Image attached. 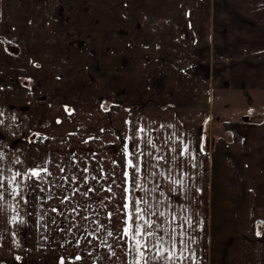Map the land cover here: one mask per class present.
Returning a JSON list of instances; mask_svg holds the SVG:
<instances>
[{
	"label": "crops",
	"instance_id": "1",
	"mask_svg": "<svg viewBox=\"0 0 264 264\" xmlns=\"http://www.w3.org/2000/svg\"><path fill=\"white\" fill-rule=\"evenodd\" d=\"M250 1L0 0V264H135L126 197L157 213L167 264H264Z\"/></svg>",
	"mask_w": 264,
	"mask_h": 264
},
{
	"label": "snow or ice",
	"instance_id": "2",
	"mask_svg": "<svg viewBox=\"0 0 264 264\" xmlns=\"http://www.w3.org/2000/svg\"><path fill=\"white\" fill-rule=\"evenodd\" d=\"M140 131H143L141 129ZM147 143L151 144L152 141L148 140ZM155 146V145H153ZM142 154V153H141ZM134 155H136L134 153ZM162 159V157H161ZM128 167L132 168L134 167L131 160L128 161ZM44 172H47V169H43ZM140 171L139 165L135 166V172L131 175L129 183L130 187L135 189L138 185V177L136 176V173ZM19 175V173H17ZM123 175L125 177H129L128 172H124ZM31 176L38 177L41 180L44 178L41 177L40 172L33 170L31 173ZM13 180H15V177H13ZM179 183V181H177ZM108 191H111V188L109 187L107 189ZM88 191H92V189H88ZM155 191V189H153ZM125 192H129L128 188H125ZM86 195V193H84ZM126 199L129 200L128 203H125L122 205L124 209H130V211L127 214V220H126V226L123 227L122 234L124 237H127L129 240L133 242L132 251L137 254L138 258L135 261V264H141V261L144 262V264H148V259L145 256V253L150 251L151 249H156V254L152 257L153 260H162L167 264L168 260H173L176 258L175 255V245L173 243V248L171 250L167 251V254H165L164 249V238L163 236L157 235V232L160 231V226L157 224L156 227H154V221L150 219H146V216H152L157 215L156 212H148L146 208L141 207V204L147 205V201L143 200V198L136 199L134 202L131 201L130 197H126ZM55 210V209H53ZM113 214L109 213V217H111ZM159 216H164L163 212L159 213ZM133 217H135V222L132 223ZM142 222V223H141ZM113 232L109 231L108 236H112ZM165 235L167 233L165 232ZM183 235V234H181ZM175 238L173 237V241Z\"/></svg>",
	"mask_w": 264,
	"mask_h": 264
},
{
	"label": "rangeland",
	"instance_id": "3",
	"mask_svg": "<svg viewBox=\"0 0 264 264\" xmlns=\"http://www.w3.org/2000/svg\"><path fill=\"white\" fill-rule=\"evenodd\" d=\"M59 1H60L59 3H69V2H71V3H84V4L85 3H94V4H106L107 3V0H65V1L59 0ZM253 3H255V2H253V0H251L250 4H253ZM246 4H247V1H246ZM217 48H218V46L213 44L212 45V52L216 51Z\"/></svg>",
	"mask_w": 264,
	"mask_h": 264
}]
</instances>
